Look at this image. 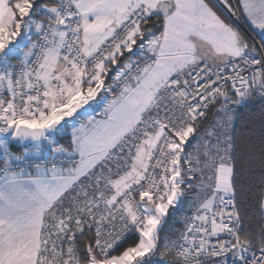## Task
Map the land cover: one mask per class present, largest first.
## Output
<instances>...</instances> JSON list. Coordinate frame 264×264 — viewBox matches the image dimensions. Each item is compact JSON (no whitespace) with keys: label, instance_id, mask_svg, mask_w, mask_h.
Returning <instances> with one entry per match:
<instances>
[{"label":"snow or ice","instance_id":"obj_1","mask_svg":"<svg viewBox=\"0 0 264 264\" xmlns=\"http://www.w3.org/2000/svg\"><path fill=\"white\" fill-rule=\"evenodd\" d=\"M0 264H264V0H0Z\"/></svg>","mask_w":264,"mask_h":264},{"label":"trees","instance_id":"obj_2","mask_svg":"<svg viewBox=\"0 0 264 264\" xmlns=\"http://www.w3.org/2000/svg\"><path fill=\"white\" fill-rule=\"evenodd\" d=\"M234 1H236V0H234ZM213 2H214V0H213ZM234 25H235V24H234ZM235 26H236V25H235ZM238 28L241 29V30H244V29L241 28V27H238ZM246 34H247V33H246ZM247 35H248V34H247ZM248 37H249L250 39L253 38L252 40L257 41L258 43L260 42L259 39H257V38L250 37L249 35H248ZM117 66H118V65H117ZM109 76L111 77V73L109 74ZM107 82H108V81H106V83H107ZM258 111H259L258 105H254L253 108H251V109L244 110V111L242 112V114H241V121H242L241 126H242V127H243V126H246L250 118H251V119H256V115L258 114ZM61 143H64L65 145H67V143H68V139H67V138H63V139H61ZM13 150L16 151L17 154H19V152H20V149H19V148H14Z\"/></svg>","mask_w":264,"mask_h":264},{"label":"crops","instance_id":"obj_3","mask_svg":"<svg viewBox=\"0 0 264 264\" xmlns=\"http://www.w3.org/2000/svg\"><path fill=\"white\" fill-rule=\"evenodd\" d=\"M215 10V9H214ZM241 15V14H240ZM241 18H242V20H243V22L245 23V25H246V29H247V31L246 30H241L246 36H250V37H254V38H257V39H259V36L257 35V31L250 25V22H248L246 19H245V17L243 16V15H241ZM248 35H247V34Z\"/></svg>","mask_w":264,"mask_h":264},{"label":"built area","instance_id":"obj_4","mask_svg":"<svg viewBox=\"0 0 264 264\" xmlns=\"http://www.w3.org/2000/svg\"><path fill=\"white\" fill-rule=\"evenodd\" d=\"M232 3H234L233 0H232ZM231 22H233V24H235L237 27L239 26V27L243 28L244 30H247L246 27L243 24L241 15L239 14L238 11H237V16L236 17H231ZM255 42H257V41H255ZM177 227H179V225H177Z\"/></svg>","mask_w":264,"mask_h":264},{"label":"rangeland","instance_id":"obj_5","mask_svg":"<svg viewBox=\"0 0 264 264\" xmlns=\"http://www.w3.org/2000/svg\"><path fill=\"white\" fill-rule=\"evenodd\" d=\"M233 2H234V4L236 3V1H234L233 0ZM239 12V11H238ZM239 14H240V12H239ZM243 21V20H242ZM233 23V22H232ZM243 24H244V26L246 27V25H245V23L243 22ZM239 27V26H238ZM247 31V30H246ZM99 118V117H98Z\"/></svg>","mask_w":264,"mask_h":264}]
</instances>
